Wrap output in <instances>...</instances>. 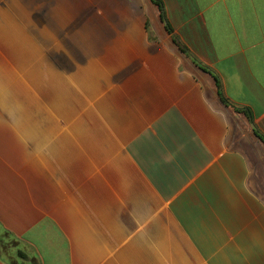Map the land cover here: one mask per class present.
Masks as SVG:
<instances>
[{"label": "crops", "instance_id": "crops-1", "mask_svg": "<svg viewBox=\"0 0 264 264\" xmlns=\"http://www.w3.org/2000/svg\"><path fill=\"white\" fill-rule=\"evenodd\" d=\"M160 1L165 21L153 0H0L70 32L67 116L0 76L17 264H264V0Z\"/></svg>", "mask_w": 264, "mask_h": 264}, {"label": "rangeland", "instance_id": "rangeland-1", "mask_svg": "<svg viewBox=\"0 0 264 264\" xmlns=\"http://www.w3.org/2000/svg\"><path fill=\"white\" fill-rule=\"evenodd\" d=\"M62 17L65 16L59 14L57 24L53 13H0L1 83H15L20 76L26 83L28 112L41 103L44 117L68 115L67 94L56 91L65 78L59 77L57 86L52 85L51 78L53 43L58 39L66 41L70 33L63 28L66 23H62ZM59 47L60 53L65 55L67 44ZM74 111L77 115L81 110ZM10 261L17 264L16 259Z\"/></svg>", "mask_w": 264, "mask_h": 264}, {"label": "trees", "instance_id": "trees-1", "mask_svg": "<svg viewBox=\"0 0 264 264\" xmlns=\"http://www.w3.org/2000/svg\"><path fill=\"white\" fill-rule=\"evenodd\" d=\"M154 3L159 7L161 12V17L165 21L164 6L160 0H153ZM168 30L171 32V27L167 24ZM222 100L227 103V101L222 97ZM250 120L252 121V116L250 112H247ZM21 242L19 239L15 238L8 232L0 231V257L12 260V255L16 256L18 259L29 260V255L23 250L19 249Z\"/></svg>", "mask_w": 264, "mask_h": 264}]
</instances>
